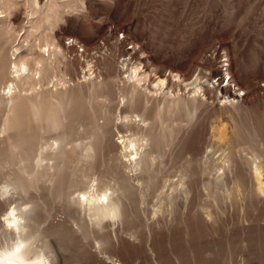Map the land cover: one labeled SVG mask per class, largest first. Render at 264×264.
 Here are the masks:
<instances>
[{"label": "rangeland", "instance_id": "1", "mask_svg": "<svg viewBox=\"0 0 264 264\" xmlns=\"http://www.w3.org/2000/svg\"><path fill=\"white\" fill-rule=\"evenodd\" d=\"M19 150L43 177L0 217L37 202L55 264H264V0H0V167ZM121 186L101 228L71 203Z\"/></svg>", "mask_w": 264, "mask_h": 264}, {"label": "bare ground", "instance_id": "2", "mask_svg": "<svg viewBox=\"0 0 264 264\" xmlns=\"http://www.w3.org/2000/svg\"><path fill=\"white\" fill-rule=\"evenodd\" d=\"M44 61H45V57L41 60L40 64L43 63ZM14 70H15L14 72H16L19 75H20V73L23 74L24 72H28L30 70V64L28 62H23L21 64H15ZM136 77H137L138 82H140L139 76L136 75ZM9 89H10V87H9ZM11 89H10V91H12ZM225 136H226L225 133L224 132L222 133L221 131L218 132V134H217V137L221 141L225 140ZM64 140H63V142H64ZM56 142L60 144L59 141L56 140L55 144H57ZM61 143H62V141H61ZM141 146H142V143H141ZM51 147H53V146H51ZM137 147H139V146L137 145ZM142 148H143V146H142ZM42 149H44V148H41V150ZM92 149H93V146L90 144V146L87 147V149H85V150L90 155L89 151H91ZM61 150L62 151L60 152V154L57 155V160H60V157L65 155L64 148ZM138 150H139V148H138ZM42 151H44V150H42ZM28 152L27 151L23 152L21 150L16 151V152H14L13 157H17V160H18L17 164H14L15 162L13 163V161L8 160V162H6V164L4 166L2 165L3 167L18 165L17 171L14 174H12L13 176L11 174H9L10 179L6 185L10 186L11 190L14 191L15 193L17 191V192L23 193L25 195L29 194L31 190L36 189L38 187L39 182L42 180V177H43L42 174L37 172L40 169L37 171H36V169L34 171L31 169L30 163L34 162L36 168L43 167L42 166L43 165L42 163L44 161L43 155L44 156L47 155V154L42 155L41 153H39V155L37 154L38 155L37 157L33 158L30 155L31 153H28ZM139 153L140 152H137L136 154L139 155ZM139 156H141V154ZM53 158H55V157L53 156ZM139 159H141V158L139 157ZM144 162H145V160H143V159L136 162L138 165L137 167L144 164ZM62 165H63V163L58 161V163L54 167L57 168V170L60 172L61 169L63 168ZM2 166L0 168H3ZM255 169L257 172L258 167ZM42 170H43V168H42ZM46 180H47V178H46ZM107 190H109V188H107ZM262 190H263V188L261 186H259V191L261 192ZM120 191H123L124 193H126V191L123 189L122 186L119 189H116V190L114 189L111 194H108V191H107V193L102 192V195H99V196L97 194L95 195V194H92L91 192L86 191V192L81 193L79 198L72 199L71 203H72V205H77L78 207L81 206L84 209L85 214L88 213V215L91 218H94L96 220V223L100 226L101 223H103V221L107 218L108 219L109 218H117L118 219V218L122 217V208H123L122 203L123 202H122L121 197H120ZM14 192H12V193H14ZM116 193L118 196L115 197ZM71 197H73V196H71ZM101 197H103L104 199L101 200ZM14 202L16 204L15 208L17 210V213L19 214V216L23 217V219L25 221L23 227L27 229V231L22 233L21 236L23 239L31 242L30 246L27 248V250L25 252V255L30 257L33 255H37V254H39V252L43 251L46 254V256L49 258L50 264H55V262H53V256H51L53 253L52 252H46L43 248V244L40 245L43 242V240H42V233H43L42 222L43 221L40 219V213H39L40 208L37 205V202L25 201V200L21 203L18 201H14ZM104 222H106V221H104ZM74 223H75V225H80V227L83 228L82 227L83 224L81 225L82 222L74 220ZM92 223H94V222H92ZM8 224H9V226H8V228H6L5 222L0 221V248L5 247L6 245L10 246L11 242L15 239V233L12 230L15 227L14 219L10 220L8 222ZM101 226H103V224ZM101 226H100V228H101ZM99 245H100V242H99ZM100 248H101V246L99 247V249ZM100 250H99V252H100ZM55 259H56V257H55Z\"/></svg>", "mask_w": 264, "mask_h": 264}, {"label": "clouds", "instance_id": "3", "mask_svg": "<svg viewBox=\"0 0 264 264\" xmlns=\"http://www.w3.org/2000/svg\"><path fill=\"white\" fill-rule=\"evenodd\" d=\"M11 191L10 186L0 185V200L10 196ZM103 199L101 197V200ZM13 219L15 227L12 230L15 233V239L11 242L10 246L6 245L0 248V264H50L49 258L43 251L30 257L25 255L31 242L23 239L21 236L22 233L27 231L23 227L25 223L23 217L19 216L14 206L9 209V212L5 216L0 217V221H4L6 227L9 226L8 222Z\"/></svg>", "mask_w": 264, "mask_h": 264}]
</instances>
